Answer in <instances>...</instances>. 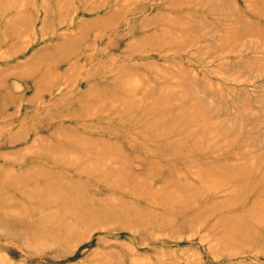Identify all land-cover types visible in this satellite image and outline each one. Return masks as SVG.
<instances>
[{
    "label": "rangeland",
    "instance_id": "1",
    "mask_svg": "<svg viewBox=\"0 0 264 264\" xmlns=\"http://www.w3.org/2000/svg\"><path fill=\"white\" fill-rule=\"evenodd\" d=\"M0 264H264V0H0Z\"/></svg>",
    "mask_w": 264,
    "mask_h": 264
}]
</instances>
